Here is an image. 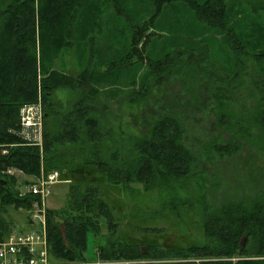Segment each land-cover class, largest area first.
Instances as JSON below:
<instances>
[{
    "label": "rangeland",
    "instance_id": "1",
    "mask_svg": "<svg viewBox=\"0 0 264 264\" xmlns=\"http://www.w3.org/2000/svg\"><path fill=\"white\" fill-rule=\"evenodd\" d=\"M88 1L77 11L78 25L70 21L67 26L74 34L60 32L59 38L65 40L50 54L47 52L49 70L69 76L88 71V81L77 90L52 91L45 104L39 88L36 104L20 110V116L29 108L36 111L39 123L25 126L20 119V135L32 142L41 137V145L43 129L47 126L50 132L56 131L59 115L72 111L80 103L97 123L102 160L112 163L117 155V160L130 161L134 154L132 143L147 138L154 122L172 116L181 121L184 145L197 159L191 176L179 184V199H202L213 207L228 203L264 204V132L254 125H242L243 129H249L250 135L241 134L237 128L221 126L214 112L219 103L215 97L222 96L226 115L237 121L247 120L252 108L256 109L264 100V62L254 63L250 57L241 56L232 59V43L225 32L200 24L182 2L165 5L152 27L144 31L142 39L147 36V42L141 60L125 57L129 53L132 28L153 16L154 0ZM221 1L226 4L230 27L238 37L242 34L248 39L241 44L255 52L259 42L264 44V0ZM167 53L177 66L173 72L168 71L163 58ZM156 60L163 64V72L154 77L149 62ZM186 65L200 66L203 71L185 73L181 69V76L179 69ZM231 141L237 145L236 153L219 156L214 146ZM74 153L75 147L69 144L57 146L55 159L72 161ZM42 169L56 175L52 194L44 199V207L52 215L65 208L70 193L77 189V179L65 180L56 170ZM42 169L36 176L15 169L5 174L14 177L20 196H29L28 187L41 176ZM94 186L111 211L112 221L117 225L113 236L120 238V242L140 244L142 251L146 243L165 247L204 245L206 238L198 227L197 204L192 212L176 219L161 209L157 190H146L139 183L111 186L102 181ZM35 198L29 209L11 206L2 209L0 221L6 230L21 233L35 228L31 220L36 209L34 203L39 202ZM99 226L98 234H87L88 263L97 262L96 247L103 245L109 236L103 219ZM161 261L177 262L167 258Z\"/></svg>",
    "mask_w": 264,
    "mask_h": 264
},
{
    "label": "trees",
    "instance_id": "2",
    "mask_svg": "<svg viewBox=\"0 0 264 264\" xmlns=\"http://www.w3.org/2000/svg\"><path fill=\"white\" fill-rule=\"evenodd\" d=\"M86 2L89 1L0 2V212L10 206L29 209L36 199L32 195L20 196L15 189L16 180L5 174L7 170L15 169L31 176L38 175L42 168L56 170L65 180L69 177L77 179V189L70 193L65 208L52 215L50 211L46 213L49 255L55 261L88 263L85 259L87 234H98L100 220L103 219L109 236L107 242L96 247L97 261L102 263L169 264L161 261L167 258L177 261L172 264H264V204L228 203L213 207L202 199L189 197L181 200L177 196V190L181 187L179 184L191 176L197 161L184 145V129L178 118L166 116L154 122L147 138L132 143L131 151L134 154L130 161L117 160L116 155L112 163L102 160L103 147L99 144L101 138L96 131L97 123L80 103L72 111L59 115L56 131L50 132L47 126L43 129L40 146L20 135V110L23 106L36 104L39 88L42 103L45 104L52 91L60 88L77 90L88 81V71L69 76L49 70L47 66V52L50 51V54L54 47L61 46V41L65 40L59 38L60 32L68 36L74 34L67 26L70 21L78 25L77 11L85 7ZM174 2L187 5L195 20L206 28L223 30L232 43V59L235 57L237 60L241 56L250 57L254 63L264 62V44L259 42L255 52L241 44V41L248 39L242 34L241 38L238 37L230 27L226 4L221 0L201 3L195 0H154L153 16L132 28L129 53L125 57L142 59L141 51H144L147 42V36L142 39L144 31L152 27L154 18L165 5ZM163 58H166L168 71L173 72L177 66L170 54H165ZM162 65L159 60L149 62L154 77L163 72ZM230 65L234 66V63ZM187 66L179 69L181 76V69H185V73L203 71L200 66ZM215 99L219 103L214 112L221 126L225 124V127L237 128L247 136L250 134L248 128L243 129L245 125H254L264 132V100L256 109L255 106L252 108L247 120L241 118V123L225 114L222 96ZM67 144L76 149L74 159L57 161V146ZM214 148L219 156L230 157L236 153L237 145L231 141L215 145ZM102 181L111 186L139 183L146 190H157L161 209L169 211L176 219L192 212L197 204L200 208L198 227L206 238L204 245L165 247L146 243L142 251L140 244L120 242V238L113 236L117 225L112 221L111 211L94 186ZM61 226L66 235L65 243L59 230ZM9 233L0 221V236ZM146 260L151 262L147 263Z\"/></svg>",
    "mask_w": 264,
    "mask_h": 264
},
{
    "label": "built area",
    "instance_id": "3",
    "mask_svg": "<svg viewBox=\"0 0 264 264\" xmlns=\"http://www.w3.org/2000/svg\"><path fill=\"white\" fill-rule=\"evenodd\" d=\"M21 120L25 122L23 123L25 126H30L35 122L39 123V116L36 111L33 112L29 108L21 116ZM38 134L40 137V131ZM26 139L31 141L29 138ZM40 140L41 137L39 141L31 142L40 146ZM9 170L6 172L10 173ZM55 178V174H47L42 169L41 176L29 185V194L39 199V202L36 201L34 203L36 209L31 215V220L35 228L26 232H13L0 236V264H117L102 263L99 261L96 263L61 262L50 258L46 225L47 210L44 207V199L52 194V184Z\"/></svg>",
    "mask_w": 264,
    "mask_h": 264
},
{
    "label": "water",
    "instance_id": "4",
    "mask_svg": "<svg viewBox=\"0 0 264 264\" xmlns=\"http://www.w3.org/2000/svg\"><path fill=\"white\" fill-rule=\"evenodd\" d=\"M59 230H60V233H61V237L63 239V242L65 243L66 242V235H65V231H64L63 226H61Z\"/></svg>",
    "mask_w": 264,
    "mask_h": 264
}]
</instances>
